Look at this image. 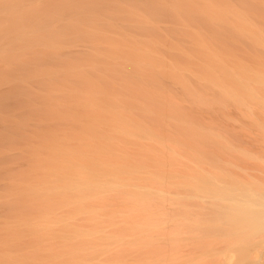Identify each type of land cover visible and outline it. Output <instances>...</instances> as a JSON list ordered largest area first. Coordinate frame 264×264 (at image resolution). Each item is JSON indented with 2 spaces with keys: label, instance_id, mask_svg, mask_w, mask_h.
Wrapping results in <instances>:
<instances>
[{
  "label": "bare ground",
  "instance_id": "6f19581e",
  "mask_svg": "<svg viewBox=\"0 0 264 264\" xmlns=\"http://www.w3.org/2000/svg\"><path fill=\"white\" fill-rule=\"evenodd\" d=\"M141 4L96 10L104 30L71 31L62 47L60 19L45 36L55 62L32 71L45 76V144L26 150L10 203L19 234L0 264H264V3ZM39 18L34 31L50 27ZM211 29L251 40L252 65L212 47Z\"/></svg>",
  "mask_w": 264,
  "mask_h": 264
},
{
  "label": "rangeland",
  "instance_id": "374dc122",
  "mask_svg": "<svg viewBox=\"0 0 264 264\" xmlns=\"http://www.w3.org/2000/svg\"><path fill=\"white\" fill-rule=\"evenodd\" d=\"M18 1H19V3L17 4ZM24 1H25V3L31 2V4L33 6L29 5L30 3L27 5L25 3L23 4L22 2H24ZM24 1L23 0H0V4H1L0 6H3V8L0 7V22H1V19L4 22V23L1 22V24H0V202L3 201L2 203H0V211L4 210V211L0 212V250L3 248L2 250L9 251V252H12L13 248L15 249V246H13V241L11 239L12 235H15V234L18 235L19 234L18 231H15L17 229L14 226L15 224L13 222L14 220L12 217L13 212H14V208H13L14 205H13V203L12 204H10V203L13 202L15 199L17 185H19V183L24 178H26L28 176V173H29L28 163L29 162L25 161V160H28V158H26V156L28 157L29 153H27V152H28V149H30L32 144H36V147L38 145L41 146L40 144H42V145L45 144V124H44L45 123V120H44L45 114L43 115V113L45 112L44 111L45 110V101H44L45 100V87H44L45 86V76H39V77H33L32 76L33 70L44 71L45 68H49L51 66L50 64L52 62H55V57L53 55L45 54V52H46L45 44L42 47L43 42L45 43V41H43V40H45V36L47 37L48 32L50 30H53V29L55 30L56 25L59 24L57 22V20L60 19V21H61L60 23L62 25H58L57 27H59V26H62V27H60L59 31L58 30H55V31L56 32L58 31L60 33H64L63 35H61V37H62V39L60 40L61 42L57 43L56 42L57 40H55V37H51L50 35H48V36L51 37L52 41L54 42V44H53L54 46L62 47L63 45H65V42L62 41L63 39L67 40L70 36L72 38L76 39V37L72 36L71 31L80 30V28H82V27L84 30L88 29V30L92 31V30H94L95 25L97 28H101L102 30H104L103 29L105 26L104 23H101L100 25H98L93 20L99 14V13H95L96 10L99 9V11L103 12V13H107V12L108 13H113V12L114 13H122V11H123V12L129 14V13H131V11H136V7H138L137 9H139V8L141 9V7H142L141 2L143 0L141 2H139L140 0L138 2H137V0L136 1H134V0H127V1H125V0H97V1L96 0H81V1L80 0H45V1H47V2H45L46 4L44 3V0H24ZM34 1L36 3V4L34 3L35 5L33 4ZM36 1H38L39 3L43 2V4L45 5V6H43V4H42L43 9L40 8L41 4H39ZM100 1H102V2H100ZM261 1L264 3V0H261ZM232 3L236 4L234 2H232ZM37 4H39V5H37ZM23 5L26 8L24 12H23L24 9H22V8H24ZM86 5H87V7H86ZM96 5H98V6L96 7ZM28 6L29 7L31 6L32 9H31V7L27 9ZM15 7H16V9H15ZM38 7H39V9H37ZM19 8L22 10V14H20L21 10L19 12ZM93 8H94V10H93ZM30 9L32 11H30ZM33 9H36V10H33ZM85 9H87V10H85ZM6 11L7 12L9 11L10 13L9 12L6 13ZM25 12L27 13V15ZM85 12H87V14ZM12 13H13V17H12ZM40 13L43 14V16ZM17 15H19V17ZM5 16H8V17H5ZM14 16L16 19L14 18ZM34 16H36V18L37 17L39 18V16H40L41 18H39V19H43L48 23L51 22L50 27L46 26L47 28L44 27L41 30L34 31L32 24H31V21H33V22L36 21V18ZM261 16L263 17V19L260 18V16H258L260 18V19L258 18L260 21L259 22L257 21L258 23L256 24V26L260 30V32L263 33V39H264V13L263 12H261ZM255 18H257V17L255 16ZM14 19L17 23L15 22L14 24H12L14 22ZM6 20H8V21L5 22ZM25 20H27V21H25ZM28 20L30 21V24H31L30 26H29ZM254 21L256 22V20H254ZM8 22H9V24L12 22L9 25L10 27L9 26L7 27ZM27 22H28V24H26ZM71 23H73V24H71ZM15 24L19 25L20 29ZM22 24H23V26H22ZM15 26H17V27H15ZM21 26H22L23 30H22ZM6 27L8 29L9 28H11V29L9 31L5 30ZM13 29H15L16 31ZM213 30L214 29H211L209 31H204V33L207 36L206 40L212 47L217 48L220 51H223V50H225L227 52L231 51L230 53H232L233 55L234 54L238 55L240 57L241 62H243L244 64H246L248 66L252 65L253 61L251 59V54H254V52L256 51V47L252 44L253 42L251 40H248L247 38H245L246 39L245 40L244 37H242L244 39L242 41V39L237 35V34H239L238 31H231V30H227V29L221 30L220 29L221 32L217 31L218 33L222 34V32H223L222 35H224V34L227 35V33H228V35L226 36L227 39L228 40H234V41H227L226 42L224 39L220 40L219 38H214V36H215V34H217V32H215V31L210 32ZM23 31H24V33H23ZM67 33H68V35H66ZM212 33H214V35ZM211 34H212V36L210 38ZM240 36H241V33H240ZM238 39H240L241 41ZM245 41H247L250 45ZM228 42H231V43H228ZM218 45H219V47H218ZM234 45H236V46H234ZM253 48H254V50H253ZM49 50H51V48ZM247 52L250 53V55H246ZM19 67H21V68H19ZM16 71H17V73H16ZM26 74H28V75L25 76ZM28 76H30V77H28ZM38 79L41 81H38ZM27 80H29V81H27ZM17 82H19V84H17ZM20 83H21V85H20ZM22 83H24L23 88H21ZM13 86H15L17 88H15ZM33 86H35V87H33ZM17 89H19V90H17ZM10 92H11V94H10ZM13 92L16 94V96ZM6 94H8V96H6ZM19 94H21V95L19 96ZM35 94H37V95L35 96ZM31 97H33V98H31ZM26 100H28V101L32 100V102L30 101L31 104H30V102L28 103V101H26ZM23 101H26L27 105L21 103ZM17 102H18V104H17ZM21 104L23 106L24 105L25 106L22 107ZM29 105H30V107H31V105L32 106L34 105V108L38 107L37 109L35 108L37 110L38 115H36L37 114L36 111L31 109L29 107ZM229 105L232 106V103H230ZM19 107H20V109H19ZM25 108L27 109V111L29 110L30 113L27 112L26 110H24ZM34 111H35V113H34ZM32 113L35 115L32 116ZM28 114L29 115L31 114V115L28 116ZM207 116H210V115H207ZM31 117H32V120H31ZM37 118H39V120L41 119L40 124H42V125L39 124L40 126L37 125L38 128L36 127V125L32 124V121H34V119L38 120ZM212 118L214 119L215 125H217L218 124L217 123L218 122V114H216V113L213 114ZM25 119H26V121H25ZM41 126H44L43 127L44 129L39 128ZM41 132H42V134H41ZM30 142H31V144H30ZM26 150H27V152H26ZM43 150L45 152V147L43 148ZM42 155L45 156L44 154H42ZM24 176H26V177H24ZM11 182L13 184H11ZM15 182L17 184H14ZM7 184L11 185L12 187L10 186V188H9ZM11 189H14L12 191V192H15L14 195L11 192ZM7 191H10V192H7ZM10 194H12V196ZM4 195H5V198H4ZM8 195H10V196L8 197ZM6 203L10 205V208L5 207L8 210L1 208V205L6 204ZM9 231L13 232V234L10 233Z\"/></svg>",
  "mask_w": 264,
  "mask_h": 264
}]
</instances>
